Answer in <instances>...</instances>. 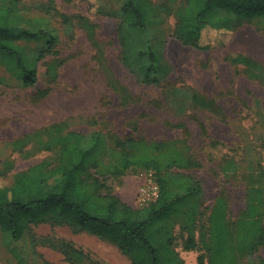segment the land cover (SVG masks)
<instances>
[{
	"label": "rangeland",
	"instance_id": "374dc122",
	"mask_svg": "<svg viewBox=\"0 0 264 264\" xmlns=\"http://www.w3.org/2000/svg\"><path fill=\"white\" fill-rule=\"evenodd\" d=\"M49 1L56 11L69 17L83 16L96 25L95 41L88 38L76 19L67 28L60 19L48 16ZM127 1L21 0L20 11L12 19V33L26 32L37 36L38 41L21 39L18 45L33 51L54 38L56 55L39 63L33 88H21L0 67V170L6 174L0 182L11 185L14 174L43 160L55 164L58 141L67 132L87 135L99 131L106 136L148 142L187 141L201 163L199 169L184 172L197 179L202 189L196 225L198 247L193 251L183 247L188 237L183 228L189 220V213H184L171 222L172 248L183 264H198V257L205 254L200 235L207 230L208 217L219 195L226 192L229 219L234 220L244 207L242 176L225 179L220 171L223 160L234 159L241 171L255 164L264 168V28L245 26L232 36L209 30V40L224 44L200 51L171 38L185 0H150L154 17L149 40L160 59L162 82L144 85L120 62L118 19L97 14L100 6L120 13ZM162 5L166 12L160 10ZM237 57L257 65L258 79H249L243 66L232 64ZM54 58L58 65L56 80L47 75V65ZM103 65L126 90V103L122 101L123 94L109 87ZM175 89L212 100L221 113L217 116L187 108L184 115L178 116L180 104L171 96ZM39 92L46 95L39 96ZM17 141L23 144L14 149ZM96 177L104 182V194L117 197L133 209L154 202L153 172L112 178L108 159L104 158ZM62 245L77 252H71L72 260L65 259ZM258 257L264 261V249L252 264H259ZM0 264L131 263L113 244L78 232L75 227L41 224L29 226L16 243L7 235L0 236Z\"/></svg>",
	"mask_w": 264,
	"mask_h": 264
},
{
	"label": "trees",
	"instance_id": "16d2710c",
	"mask_svg": "<svg viewBox=\"0 0 264 264\" xmlns=\"http://www.w3.org/2000/svg\"><path fill=\"white\" fill-rule=\"evenodd\" d=\"M20 3L21 0H0V67L21 88H33L38 80L39 63L56 55V39L46 41L43 47L33 51L20 47L17 42L21 39L38 41L37 36L26 32L12 33V19L20 11ZM46 7V14L60 19L67 28L76 19L88 38L95 41L97 26L90 20L62 14L54 9L52 1ZM160 10L167 11L164 5ZM182 10L171 38L184 47L200 51L224 44L209 40L206 37L209 30L220 36H232L245 26L264 28V0H185ZM97 14L118 19L117 40L122 49V66L141 84H161L160 59L149 40L154 17L150 0H128L120 13L100 6ZM100 55L101 59L102 53ZM232 64L243 66L249 79H258L257 65L253 61L237 57ZM103 67L109 87L123 94L122 101L126 103V90L111 70L106 65ZM47 75L52 80L57 79L55 58L47 65ZM45 95L39 92V96ZM171 96L180 104L176 111L178 116L184 115L187 108L206 110L217 116L221 113L212 100L196 92L175 89ZM58 142L55 164L43 160L14 174L11 185L0 182V236L7 235L16 243L31 225L71 226L113 244L131 264H183L172 248L171 222L189 213L188 223L183 228L188 232L183 247L188 251L197 249L196 225L202 189L197 179L184 172L199 169L201 163L187 141L148 142L106 136L96 131L87 135L67 132ZM19 144L23 141L13 143V148H18ZM104 158L108 159L112 178L139 171L153 172L157 199L144 208L133 209L117 197L104 194V182L96 177ZM220 171L225 179L242 176L244 207L234 220L229 219L226 192L219 195L208 217L206 232L199 234L205 254L198 257V264L205 261L208 264H252L264 249V168L255 164L241 171L234 159L225 158ZM5 177V172L0 170V180ZM61 248L67 261L72 260L71 252L77 254L68 245ZM258 259L259 264H264Z\"/></svg>",
	"mask_w": 264,
	"mask_h": 264
},
{
	"label": "built area",
	"instance_id": "2783aa9c",
	"mask_svg": "<svg viewBox=\"0 0 264 264\" xmlns=\"http://www.w3.org/2000/svg\"><path fill=\"white\" fill-rule=\"evenodd\" d=\"M156 186V185H155ZM146 193L145 190H142V193ZM153 196L155 197L154 201L157 199V196H158V189H157V186L155 187L154 191H153Z\"/></svg>",
	"mask_w": 264,
	"mask_h": 264
}]
</instances>
